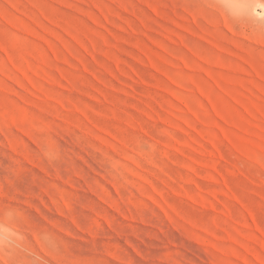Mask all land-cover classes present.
Wrapping results in <instances>:
<instances>
[{"label":"rangeland","instance_id":"rangeland-1","mask_svg":"<svg viewBox=\"0 0 264 264\" xmlns=\"http://www.w3.org/2000/svg\"><path fill=\"white\" fill-rule=\"evenodd\" d=\"M264 0H0V264H264Z\"/></svg>","mask_w":264,"mask_h":264},{"label":"snow or ice","instance_id":"snow-or-ice-1","mask_svg":"<svg viewBox=\"0 0 264 264\" xmlns=\"http://www.w3.org/2000/svg\"><path fill=\"white\" fill-rule=\"evenodd\" d=\"M262 6H264V5H262Z\"/></svg>","mask_w":264,"mask_h":264}]
</instances>
